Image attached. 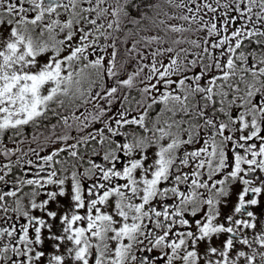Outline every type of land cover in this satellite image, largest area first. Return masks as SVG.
<instances>
[{
    "label": "snow or ice",
    "instance_id": "snow-or-ice-1",
    "mask_svg": "<svg viewBox=\"0 0 264 264\" xmlns=\"http://www.w3.org/2000/svg\"><path fill=\"white\" fill-rule=\"evenodd\" d=\"M0 264H264V0H0Z\"/></svg>",
    "mask_w": 264,
    "mask_h": 264
},
{
    "label": "flooded vegetation",
    "instance_id": "flooded-vegetation-1",
    "mask_svg": "<svg viewBox=\"0 0 264 264\" xmlns=\"http://www.w3.org/2000/svg\"><path fill=\"white\" fill-rule=\"evenodd\" d=\"M163 2V0H161V3ZM151 15V14H150ZM130 28H132L133 26L132 25H129Z\"/></svg>",
    "mask_w": 264,
    "mask_h": 264
},
{
    "label": "rangeland",
    "instance_id": "rangeland-1",
    "mask_svg": "<svg viewBox=\"0 0 264 264\" xmlns=\"http://www.w3.org/2000/svg\"><path fill=\"white\" fill-rule=\"evenodd\" d=\"M149 14H151V15H155V13H154V12H150Z\"/></svg>",
    "mask_w": 264,
    "mask_h": 264
}]
</instances>
